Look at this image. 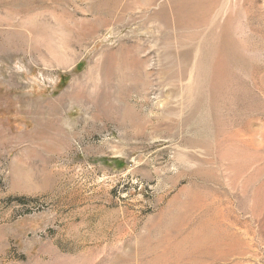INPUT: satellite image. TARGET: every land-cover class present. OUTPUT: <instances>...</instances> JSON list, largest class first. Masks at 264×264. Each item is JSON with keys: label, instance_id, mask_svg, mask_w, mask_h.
I'll return each mask as SVG.
<instances>
[{"label": "rangeland", "instance_id": "1", "mask_svg": "<svg viewBox=\"0 0 264 264\" xmlns=\"http://www.w3.org/2000/svg\"><path fill=\"white\" fill-rule=\"evenodd\" d=\"M0 264H264V0H0Z\"/></svg>", "mask_w": 264, "mask_h": 264}]
</instances>
